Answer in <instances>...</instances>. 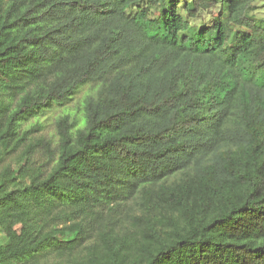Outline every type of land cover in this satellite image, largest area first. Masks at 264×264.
<instances>
[{
	"label": "trees",
	"instance_id": "1",
	"mask_svg": "<svg viewBox=\"0 0 264 264\" xmlns=\"http://www.w3.org/2000/svg\"><path fill=\"white\" fill-rule=\"evenodd\" d=\"M255 2L0 0V264H264ZM88 82L32 166L21 120Z\"/></svg>",
	"mask_w": 264,
	"mask_h": 264
},
{
	"label": "rangeland",
	"instance_id": "2",
	"mask_svg": "<svg viewBox=\"0 0 264 264\" xmlns=\"http://www.w3.org/2000/svg\"><path fill=\"white\" fill-rule=\"evenodd\" d=\"M178 1L180 5H183L188 0ZM254 5L251 14L257 18H264V0H256ZM218 10L219 8L214 9L213 13ZM213 22V14H204V16L193 20V26L211 25ZM100 86V82L85 83L69 98L61 102H52L21 120L19 131L21 134L26 133V142H35L43 138L42 143L37 145L32 155V166H37L43 172L49 171L54 166L58 157V121L61 117L67 116L72 124L74 135L78 130L83 129L86 126V103L91 97L96 96ZM47 147L50 150L46 151Z\"/></svg>",
	"mask_w": 264,
	"mask_h": 264
}]
</instances>
